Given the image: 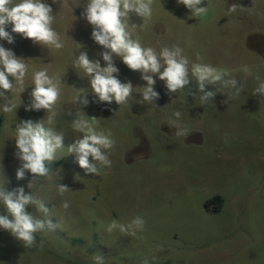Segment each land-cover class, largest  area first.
Listing matches in <instances>:
<instances>
[{"label": "rangeland", "instance_id": "374dc122", "mask_svg": "<svg viewBox=\"0 0 264 264\" xmlns=\"http://www.w3.org/2000/svg\"><path fill=\"white\" fill-rule=\"evenodd\" d=\"M45 2L56 13L53 28L65 41L64 49H47L19 34H13L12 44L0 41L29 65L25 91L6 93L20 106L11 114L0 110V186L7 191H31L30 173L16 179L20 161L14 132L21 121L46 116L45 110H26L33 70L46 67L49 75L63 76V83L90 89L83 72L72 66L76 43L84 45L80 51L89 59L105 66L99 56L103 48L91 39L92 26L82 15L88 0H61L63 6ZM207 3L208 14L197 19L177 0H154L152 19L146 29H135L133 38L157 51L178 44L193 62L199 53L206 63L234 70L245 85L239 98L225 104L227 97L218 93L212 103L201 106L198 97L188 95L185 103L182 93L169 96L157 77V107L134 100L125 106L95 103L89 90L90 103L81 110L101 119L100 127L116 140L109 155L111 167L97 165L99 175L86 174L74 155L66 149L58 153L61 159L51 166L52 178H41L32 191L47 202L50 218L60 227L47 233L43 250L25 249L0 229V264H93L94 253L102 254L106 264H141L145 256L156 257L152 264H264V96L253 95L256 81L239 71L249 65L264 76V0H255L254 11L246 10L252 0H204L201 6ZM233 3L245 9L229 13ZM131 23L142 20L133 15ZM115 65L122 82L146 85L140 73L119 58ZM189 87L195 91V82ZM74 94L65 87L56 107L54 127L65 134V147L82 138L71 128L74 115L66 114L77 110L71 102ZM133 97L141 99L139 93ZM3 103L0 100V109ZM177 110L191 129L186 138H177L176 129L167 123ZM58 184L72 191L60 196ZM215 197L222 202L214 213L205 204ZM64 200L70 202L67 210L61 206ZM137 215L147 222L143 233L133 237L107 232L113 219L127 224ZM40 239L37 234L38 243Z\"/></svg>", "mask_w": 264, "mask_h": 264}, {"label": "clouds", "instance_id": "9594fccd", "mask_svg": "<svg viewBox=\"0 0 264 264\" xmlns=\"http://www.w3.org/2000/svg\"><path fill=\"white\" fill-rule=\"evenodd\" d=\"M53 4L61 0H52ZM177 3L190 10L191 16L201 18L208 14L210 5L201 6L204 0H177ZM253 6L247 8L254 11ZM154 0H88L82 15L92 26L91 39L103 48L99 56L105 66H101L99 59H89L83 44L76 43L78 55L72 63L74 69L82 71L88 79L90 89L69 86L63 83V76L59 74L49 75L45 67L32 72V90L30 92V103L26 110H45L46 116L39 120H23L15 127L14 138L15 155L20 161L16 170V179L26 178V173L32 175L27 187L31 191L25 192L24 187H17L11 191L0 186V229L8 232L15 240L23 245L25 249L39 248L43 250L47 233L55 232L60 224L54 223L51 217V209L47 202L32 191L41 178H52V164L61 159L58 153L66 149L68 155H74L75 161L86 174H100V166L111 167L109 155L116 145L111 131H105L100 127L101 119L89 118L81 106H88L89 90L95 98L91 102L112 104L119 106L129 104L134 100L138 104H152L160 98V93L155 90L157 77L164 83L169 96L182 93L185 97L191 95L199 99L201 106L213 102L218 93L227 98L223 101L227 104L231 100L239 98L244 90V83L236 79L234 70L214 66L204 62V57L196 54L193 62L185 54L184 49L177 45L162 46L157 51L152 46H143L139 38H133L134 30L146 29L153 16ZM245 7L237 3L228 7L229 13ZM142 20L137 25L131 23L132 16ZM76 19V17H75ZM56 13L45 0H0V41L8 44L14 43V35L19 34L23 38L31 40L33 44L62 50L65 41L61 34L53 28ZM10 28V31L8 30ZM119 58L122 63L132 72L140 73V78L146 82L144 87H133L131 81L122 82L119 79V68L115 65V59ZM239 71L245 76L252 77L256 81L253 95L264 96V76L254 71L252 66L244 65ZM29 72V65L22 57H18L10 48L0 43V100H3V113L16 112L20 106L14 102L6 93L21 94L25 91V80ZM196 84V90L189 87L192 82ZM209 86L213 90H208ZM71 88L75 94L71 102L77 105L75 113L69 111L66 114L74 115L71 121L73 131L82 134V138L65 147L63 132L55 130L56 107L61 102L63 89ZM133 93H139L141 99L135 100ZM157 107V106H156ZM182 113L177 110L168 118L169 127L175 128L177 138L187 137L191 129L181 122ZM42 187V185H41ZM57 191L64 196L70 190L66 185L58 184ZM62 208H70V202L64 200ZM34 208L35 213L29 209ZM146 220L142 216L133 217L127 224L113 219L107 226V232L118 230L123 235L135 237L137 233L146 231ZM37 234H41L39 243ZM93 264H106L105 257L100 253L92 254ZM145 256L141 264H152Z\"/></svg>", "mask_w": 264, "mask_h": 264}, {"label": "trees", "instance_id": "16d2710c", "mask_svg": "<svg viewBox=\"0 0 264 264\" xmlns=\"http://www.w3.org/2000/svg\"><path fill=\"white\" fill-rule=\"evenodd\" d=\"M221 198L220 197H215L212 200L208 201L205 204L206 209L209 211L210 209L212 210V212H218L221 206Z\"/></svg>", "mask_w": 264, "mask_h": 264}]
</instances>
